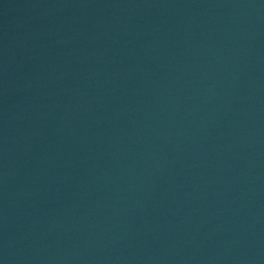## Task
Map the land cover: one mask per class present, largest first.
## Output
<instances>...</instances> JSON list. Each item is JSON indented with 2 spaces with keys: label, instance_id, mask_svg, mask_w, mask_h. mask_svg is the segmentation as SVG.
I'll use <instances>...</instances> for the list:
<instances>
[{
  "label": "water",
  "instance_id": "1",
  "mask_svg": "<svg viewBox=\"0 0 264 264\" xmlns=\"http://www.w3.org/2000/svg\"><path fill=\"white\" fill-rule=\"evenodd\" d=\"M0 264H264V0H0Z\"/></svg>",
  "mask_w": 264,
  "mask_h": 264
}]
</instances>
